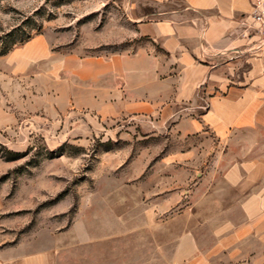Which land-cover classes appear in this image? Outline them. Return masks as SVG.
Masks as SVG:
<instances>
[{
  "label": "rangeland",
  "instance_id": "rangeland-1",
  "mask_svg": "<svg viewBox=\"0 0 264 264\" xmlns=\"http://www.w3.org/2000/svg\"><path fill=\"white\" fill-rule=\"evenodd\" d=\"M155 9L151 0H0V250L64 233L72 244L103 226L134 239L152 219L164 232L186 225V204L162 209L156 195L191 188L184 164L169 157L198 137L170 121L97 113L67 59L149 44L135 22ZM196 225L209 246L210 224Z\"/></svg>",
  "mask_w": 264,
  "mask_h": 264
},
{
  "label": "crops",
  "instance_id": "crops-1",
  "mask_svg": "<svg viewBox=\"0 0 264 264\" xmlns=\"http://www.w3.org/2000/svg\"><path fill=\"white\" fill-rule=\"evenodd\" d=\"M151 1L156 9L135 22L149 44L67 59L92 89L97 113L170 121L180 136L198 137L169 157L184 164L191 188L156 195L162 209L186 204V225L164 232L152 219L134 239L103 226L98 234L75 235L72 244L61 239L68 233L60 242L20 241L0 250V264H205L214 256L264 263V48L252 46V3ZM196 222L210 224L209 246L199 242ZM83 248L90 250L79 253Z\"/></svg>",
  "mask_w": 264,
  "mask_h": 264
},
{
  "label": "built area",
  "instance_id": "built-area-1",
  "mask_svg": "<svg viewBox=\"0 0 264 264\" xmlns=\"http://www.w3.org/2000/svg\"><path fill=\"white\" fill-rule=\"evenodd\" d=\"M253 6L251 19L255 24L257 39L253 41L254 49L264 48V0H250Z\"/></svg>",
  "mask_w": 264,
  "mask_h": 264
}]
</instances>
